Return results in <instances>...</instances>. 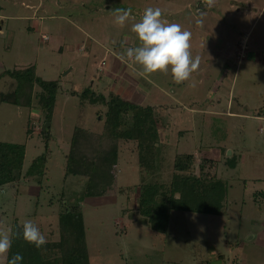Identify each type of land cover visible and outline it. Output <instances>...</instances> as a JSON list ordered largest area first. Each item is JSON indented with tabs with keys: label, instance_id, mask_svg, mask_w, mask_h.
<instances>
[{
	"label": "rangeland",
	"instance_id": "1",
	"mask_svg": "<svg viewBox=\"0 0 264 264\" xmlns=\"http://www.w3.org/2000/svg\"><path fill=\"white\" fill-rule=\"evenodd\" d=\"M149 7L191 33L200 64L180 84L170 70L144 73L126 55L140 46L131 28ZM117 8L132 10L123 27L115 23ZM31 66L59 84L51 121L35 85L30 106L0 99V140L26 145L25 170L45 152L41 130L48 129L47 174L41 183L21 177L0 186V231L9 233L17 217L31 220L46 240L59 238L62 200L84 188L65 174L73 129L101 131L107 109L80 100L92 85L158 105L156 179H170L177 153H195L197 163L211 159L207 169L227 184V212L172 210L158 229L124 214L138 206L140 176L136 142L121 139L114 186L80 201L90 264H264V0H214L211 7L207 0H0V73ZM16 88V79L0 76V97Z\"/></svg>",
	"mask_w": 264,
	"mask_h": 264
},
{
	"label": "trees",
	"instance_id": "2",
	"mask_svg": "<svg viewBox=\"0 0 264 264\" xmlns=\"http://www.w3.org/2000/svg\"><path fill=\"white\" fill-rule=\"evenodd\" d=\"M4 74L17 80V88L14 92L2 94L0 99L12 104L30 106L34 87L37 85L41 88L36 94L45 110V122L51 121L58 82L35 75L33 66L19 71L4 70L0 76ZM79 98L92 105L100 102L107 106L102 117V130L95 131L81 124L75 125L65 154V174L78 176V181L84 183V188L69 200H62L63 209L58 214L59 238L46 240L47 243L40 248L23 239L24 223H20L15 217L10 226L12 246L8 259L19 253L23 256L19 264H90L80 201L87 197L104 195L114 186V168L118 161L121 139H133L136 142L140 176L139 183L135 185L138 206L130 211L129 208L124 209V214L129 212L133 219L140 217L143 222L150 221L152 227L158 229L159 221L166 223L172 210L206 214L227 212L224 203L227 184L207 169L206 164L212 163L211 159L201 158L197 163L195 153H177L173 158L170 179H156L160 160V135L154 111L158 105L144 107L124 100L113 92L104 95L94 91L92 85L80 93ZM41 133L44 136L45 152L34 157L25 170L26 145L0 140V186L16 182L21 177L42 182L47 174V151L50 149L51 138L48 129H42ZM146 216L150 220L147 221Z\"/></svg>",
	"mask_w": 264,
	"mask_h": 264
},
{
	"label": "clouds",
	"instance_id": "3",
	"mask_svg": "<svg viewBox=\"0 0 264 264\" xmlns=\"http://www.w3.org/2000/svg\"><path fill=\"white\" fill-rule=\"evenodd\" d=\"M213 2L214 0H207V5L211 7ZM162 15V10L158 7L145 9L141 20L131 28L137 35L140 46L127 48L126 55L141 65L144 73H167L170 70L174 82L180 84L197 71L200 59L192 57L191 33L183 30L179 24L163 20ZM115 16V23L123 27L132 16V10L117 8ZM197 23H202V20ZM22 236L27 243L34 244L37 248L47 243L45 236L31 220L24 222ZM11 246L9 233L0 231V264H19L23 260L19 253L8 259Z\"/></svg>",
	"mask_w": 264,
	"mask_h": 264
},
{
	"label": "water",
	"instance_id": "4",
	"mask_svg": "<svg viewBox=\"0 0 264 264\" xmlns=\"http://www.w3.org/2000/svg\"><path fill=\"white\" fill-rule=\"evenodd\" d=\"M132 113V112H131Z\"/></svg>",
	"mask_w": 264,
	"mask_h": 264
}]
</instances>
